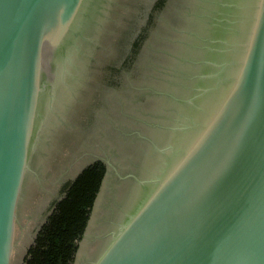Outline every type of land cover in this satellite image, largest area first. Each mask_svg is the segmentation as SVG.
<instances>
[{"label": "water", "instance_id": "obj_1", "mask_svg": "<svg viewBox=\"0 0 264 264\" xmlns=\"http://www.w3.org/2000/svg\"><path fill=\"white\" fill-rule=\"evenodd\" d=\"M240 1L241 42L206 91L218 93L214 106L199 123L177 126L189 134L183 148L131 213L104 220L87 264H264V0L253 16L250 0ZM113 2L0 0V264H14L46 124L82 87Z\"/></svg>", "mask_w": 264, "mask_h": 264}, {"label": "flooded vegetation", "instance_id": "obj_2", "mask_svg": "<svg viewBox=\"0 0 264 264\" xmlns=\"http://www.w3.org/2000/svg\"><path fill=\"white\" fill-rule=\"evenodd\" d=\"M113 1L82 87L57 109L39 151L42 171L61 181L56 194L49 191L56 200L44 223L86 168L103 166L80 238L98 196V218L119 216L134 176L151 172L147 158L163 154L164 141L189 120L186 108L207 87L201 78L211 79L243 5L240 0H132L127 11L126 0Z\"/></svg>", "mask_w": 264, "mask_h": 264}, {"label": "trees", "instance_id": "obj_3", "mask_svg": "<svg viewBox=\"0 0 264 264\" xmlns=\"http://www.w3.org/2000/svg\"><path fill=\"white\" fill-rule=\"evenodd\" d=\"M102 174L103 166L96 162L76 178L39 229L21 264H71Z\"/></svg>", "mask_w": 264, "mask_h": 264}, {"label": "rangeland", "instance_id": "obj_4", "mask_svg": "<svg viewBox=\"0 0 264 264\" xmlns=\"http://www.w3.org/2000/svg\"><path fill=\"white\" fill-rule=\"evenodd\" d=\"M124 2L126 3V8L128 11L129 10L128 7H130L132 0H126ZM60 98L62 99V96ZM61 102L64 103V101ZM64 104L66 105V103ZM54 118H56L55 114L53 116H50L48 123L46 124L47 127L44 130L43 135L41 137V144H40L41 146H39L38 151L43 149L42 143H44L45 137L47 135V131L52 127V120ZM40 157H41V153L38 152L36 164H35V174L32 177V185H31L33 188L35 189L37 188V190L33 189L32 191H30L26 210L22 212L21 218L19 220L16 229L15 246H14V264H21L23 262L24 257L27 255V251L29 247L33 244L35 240L39 227L41 228V226L43 225L44 220L50 211L51 205L56 200L55 197L49 195V191L50 193L56 194L55 191L57 190V188H59L61 184V181L56 180L55 182V179L51 178L57 174H50L49 176H47L46 174L52 172L50 171L49 173H45L42 171L40 164ZM44 191L47 192L40 197H36V195H38L40 192L43 193ZM104 220L105 218L101 219L97 217V221L94 225V228L91 231V236L88 237L89 238L87 240L88 242L87 241L85 242L84 245L85 248L83 250L84 255L80 258L79 264H87V262L95 255L96 248L94 246H96V241H98L101 235H103L102 229L104 228Z\"/></svg>", "mask_w": 264, "mask_h": 264}, {"label": "bare ground", "instance_id": "obj_5", "mask_svg": "<svg viewBox=\"0 0 264 264\" xmlns=\"http://www.w3.org/2000/svg\"><path fill=\"white\" fill-rule=\"evenodd\" d=\"M261 1L262 0H250V2L252 3V9L250 8V10H249V13L251 16L254 15L253 14L254 12H257V7H258L257 5H260ZM205 7H207L206 4L202 3L200 10L203 9V12H204V9H206ZM254 9H255V11H254ZM239 29H240V27H238V25H235L232 32L228 31L229 32L227 34L228 40H229L228 41V47L225 48L224 52H222L221 61L217 62V64L215 65L216 66L215 70L212 72V76H213V74H215V77H214V79H211V83H209L210 82V80H209L208 83L204 86V87H206V86L207 87L204 88L201 93H199V97L197 99L198 101L192 105L191 109L189 107L186 108L185 112H187L189 115L187 118V120L189 119V121L187 123H185V125L182 124V126L191 125L194 123H196V124L199 123L198 119L200 118V113H201V111H203V109L206 107V105L208 104L207 106L210 107V109L214 106V104H215L214 102L218 96V93L216 95H214L215 93L209 94L210 92L206 93V91H207V89L210 90L214 86H217V83H218L220 77L225 72L226 66L229 65L231 63V61L233 62L234 57L230 51L233 52V49H232L233 44H240V42H241L242 35H241V32L239 31ZM243 31H244V28H243ZM236 40H238V41H236ZM244 40H245V36L243 38L242 43L244 42ZM247 41H246V43H247ZM189 48H190V46L187 44V49H189ZM221 50H222V48H221ZM188 52H190V51H188ZM168 110H169V108H168ZM168 110L166 108V111H168ZM184 130H185V127H184ZM188 138H189V134L187 135L185 133H182L181 131H178V133L176 135H174L170 138H167L164 141V145L165 146L168 145V147L165 149L163 154H160L157 157H154V159H151V157L147 158V160H149L150 161L149 163L151 164V172H140L139 176H137V175L134 176L135 185L132 188L131 195H130L129 199L125 203V207H126V209L124 210V211H126L125 215H127V213H131L134 210V208L140 203V201H143V198L146 196L148 190L150 189V187L146 184L150 181V179L153 177V175L155 177L157 173L160 174L164 170V167L167 165V163L171 162L170 160L172 159L173 155L176 152H179V150L181 148H183V146H184L183 144L188 140ZM167 150H168V153H167ZM119 218H121V217L119 216Z\"/></svg>", "mask_w": 264, "mask_h": 264}]
</instances>
